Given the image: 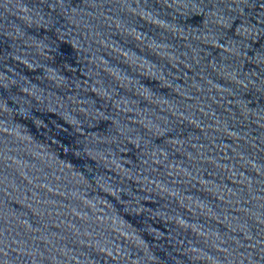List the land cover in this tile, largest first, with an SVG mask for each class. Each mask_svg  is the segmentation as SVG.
<instances>
[{
  "label": "water",
  "instance_id": "95a60500",
  "mask_svg": "<svg viewBox=\"0 0 264 264\" xmlns=\"http://www.w3.org/2000/svg\"><path fill=\"white\" fill-rule=\"evenodd\" d=\"M0 115L164 264H264V0H0Z\"/></svg>",
  "mask_w": 264,
  "mask_h": 264
}]
</instances>
